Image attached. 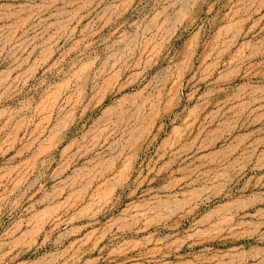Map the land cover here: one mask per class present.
<instances>
[{"label":"rangeland","instance_id":"1","mask_svg":"<svg viewBox=\"0 0 264 264\" xmlns=\"http://www.w3.org/2000/svg\"><path fill=\"white\" fill-rule=\"evenodd\" d=\"M0 264H264V0H0Z\"/></svg>","mask_w":264,"mask_h":264}]
</instances>
